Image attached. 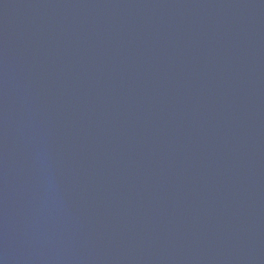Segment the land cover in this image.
Listing matches in <instances>:
<instances>
[{"label": "water", "instance_id": "95a60500", "mask_svg": "<svg viewBox=\"0 0 264 264\" xmlns=\"http://www.w3.org/2000/svg\"><path fill=\"white\" fill-rule=\"evenodd\" d=\"M0 264H264V0H0Z\"/></svg>", "mask_w": 264, "mask_h": 264}]
</instances>
